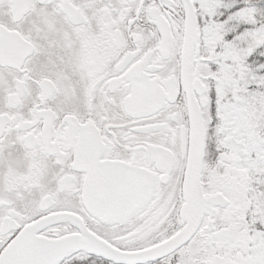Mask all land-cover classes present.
Here are the masks:
<instances>
[{
  "label": "snow or ice",
  "instance_id": "obj_1",
  "mask_svg": "<svg viewBox=\"0 0 264 264\" xmlns=\"http://www.w3.org/2000/svg\"><path fill=\"white\" fill-rule=\"evenodd\" d=\"M0 264H264V0H0Z\"/></svg>",
  "mask_w": 264,
  "mask_h": 264
}]
</instances>
